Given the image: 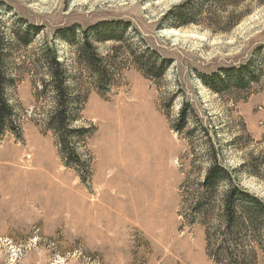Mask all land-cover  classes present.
Instances as JSON below:
<instances>
[{
	"label": "rangeland",
	"instance_id": "obj_1",
	"mask_svg": "<svg viewBox=\"0 0 264 264\" xmlns=\"http://www.w3.org/2000/svg\"><path fill=\"white\" fill-rule=\"evenodd\" d=\"M183 1L0 0L13 118L0 131V264H216L206 230L218 223L195 212L215 159L264 200V3L246 2L250 13L224 32V21L174 27L167 13ZM117 22L127 25L122 42L97 41ZM87 34L113 69L104 83L79 57ZM147 48L169 61L160 79L135 63ZM51 50L76 98L79 159L65 160L49 126ZM239 68L243 87L217 93L202 81Z\"/></svg>",
	"mask_w": 264,
	"mask_h": 264
},
{
	"label": "trees",
	"instance_id": "obj_2",
	"mask_svg": "<svg viewBox=\"0 0 264 264\" xmlns=\"http://www.w3.org/2000/svg\"><path fill=\"white\" fill-rule=\"evenodd\" d=\"M246 2L251 3L252 0H184L167 14L173 26L177 28L192 24L199 25L206 21H224L228 26L220 31L227 32L250 13V9L241 10ZM263 3L264 0H258V4ZM126 26L123 24L121 27L120 22L109 24L106 29L96 31L95 38L100 42L108 40L122 42ZM2 40L0 37V131L13 122L11 106L4 96L7 76L3 69L5 53ZM79 57L86 63L97 81L104 83L109 80L113 69L105 64L104 59L97 53L88 34L84 37ZM135 63L150 79L162 78L169 67L168 60L159 57L148 48L147 52L142 51L136 56ZM47 65L56 92V106L51 113L49 126L57 132L62 150L68 155L64 156L65 160L69 161L73 157L79 159L71 139L80 132L72 125L76 116L71 107V100L76 98H73L69 92L67 75L55 50H51L48 54ZM244 73L243 68L225 70L224 74L217 78L203 76L202 81L211 90L222 93L220 87H228L230 84L235 87L245 86L249 81V74L244 75ZM187 107L188 105L181 111L184 121L188 115ZM69 163L66 164L70 165ZM224 184L226 189L220 194ZM199 188L195 199V212L207 221L206 225L218 223L216 227L212 224V228L208 225L206 230L209 257L216 264H256L255 245H260L264 249V200L245 189L231 170L216 159L212 160L207 168ZM218 201L219 204L216 203ZM246 242L249 248H246Z\"/></svg>",
	"mask_w": 264,
	"mask_h": 264
},
{
	"label": "bare ground",
	"instance_id": "obj_3",
	"mask_svg": "<svg viewBox=\"0 0 264 264\" xmlns=\"http://www.w3.org/2000/svg\"><path fill=\"white\" fill-rule=\"evenodd\" d=\"M153 124V123H152ZM149 124H147V126H148ZM147 134H149V136L147 137V135H146V137H147V139H149L150 138V141L151 142H153V143H155V142H158V140L161 138L160 137V135L158 134V133H156V131H150L149 133H147ZM144 135V134H143ZM144 135V136H145ZM141 136V135H140ZM137 138V137H136ZM144 138V137H143ZM138 139V138H137ZM141 139V138H140ZM139 139V140H140ZM132 141V140H131ZM134 141V140H133ZM136 141H134V143H135ZM141 143H144V141L143 142H141ZM160 144H162V143H160ZM139 145V144H138ZM136 146V145H135ZM160 146V145H159ZM115 147V146H114ZM139 147V146H138ZM152 147V146H151ZM150 147V148H151ZM154 147V146H153ZM156 147H158V146H156ZM155 147V148H156ZM113 148V147H112ZM111 149V148H110ZM132 149V148H131ZM144 149H146V148H144ZM152 149V148H151ZM151 149H150V151H151ZM137 150V149H136ZM159 149L157 148V151H158ZM143 151V150H142ZM143 152H145V151H143ZM154 152H155V149H154ZM153 152V153H154ZM132 153V152H131ZM158 153V152H157ZM148 154V153H147ZM161 154V153H160ZM116 155V154H115ZM134 155H136V154H134ZM138 155V154H137ZM158 155V154H157ZM133 156V155H132ZM140 156V155H139ZM149 156V155H148ZM156 156V155H155ZM146 157V156H145ZM150 157V156H149ZM157 157V156H156ZM130 158H131V154H130ZM159 158H160V155H159ZM164 158V157H163ZM131 160H133V159H131ZM137 160H139V159H137ZM157 161H158V159H156ZM161 160V159H160ZM147 161V160H146ZM138 162V161H137ZM139 162H140V160H139ZM130 163H132V162H130ZM135 164V163H134ZM137 164V163H136ZM111 166H116V165H114V163H111L110 164ZM119 166V165H118ZM146 166V165H145ZM117 167V166H116ZM122 167V166H121ZM145 168V167H144Z\"/></svg>",
	"mask_w": 264,
	"mask_h": 264
}]
</instances>
